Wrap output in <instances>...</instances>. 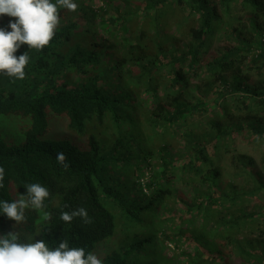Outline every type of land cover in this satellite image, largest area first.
<instances>
[{"label":"trees","instance_id":"obj_1","mask_svg":"<svg viewBox=\"0 0 264 264\" xmlns=\"http://www.w3.org/2000/svg\"><path fill=\"white\" fill-rule=\"evenodd\" d=\"M75 2L15 53L25 79L0 75V201L40 183L52 214L0 211V236L103 264H264V0ZM80 207L90 224L60 220Z\"/></svg>","mask_w":264,"mask_h":264},{"label":"clouds","instance_id":"obj_2","mask_svg":"<svg viewBox=\"0 0 264 264\" xmlns=\"http://www.w3.org/2000/svg\"><path fill=\"white\" fill-rule=\"evenodd\" d=\"M76 12L75 0H0V15L16 18L9 22L11 31L0 28V75L13 80L26 77L25 68L30 61L29 52L16 56L22 45L29 50L41 51L55 37L60 26V10ZM57 162L68 168L67 157L63 152L57 153ZM6 170L0 167V188L4 187ZM26 195H17L9 201H0V211L17 225L27 222L26 212L34 210L40 213V220L47 222L52 214L46 211V201L50 190L40 183L26 186ZM82 218L85 224L92 222L85 208L80 207L71 212L62 211L60 220L71 223L74 218ZM0 264H103L102 259L85 247H72L68 240H63L56 247H50L42 239L27 238L21 242L19 232H9L0 236Z\"/></svg>","mask_w":264,"mask_h":264}]
</instances>
